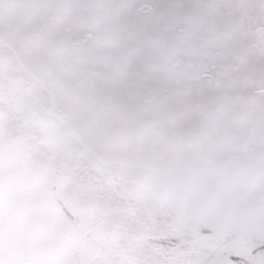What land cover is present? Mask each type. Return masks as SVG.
Wrapping results in <instances>:
<instances>
[{"label": "snow or ice", "instance_id": "obj_1", "mask_svg": "<svg viewBox=\"0 0 264 264\" xmlns=\"http://www.w3.org/2000/svg\"><path fill=\"white\" fill-rule=\"evenodd\" d=\"M0 264H264V0H0Z\"/></svg>", "mask_w": 264, "mask_h": 264}]
</instances>
